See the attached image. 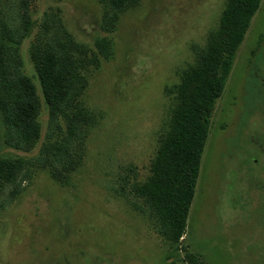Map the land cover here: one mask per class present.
<instances>
[{
	"label": "rangeland",
	"instance_id": "1",
	"mask_svg": "<svg viewBox=\"0 0 264 264\" xmlns=\"http://www.w3.org/2000/svg\"><path fill=\"white\" fill-rule=\"evenodd\" d=\"M25 1L32 28L21 47L24 73L33 78L28 47H79L77 102L87 121L68 141L71 166L44 149L64 139V125L43 105L27 152L6 148L0 125V158L29 164L17 193L0 196V264H264V0L215 102L176 243L129 185L149 175L174 88L217 29L225 0H132L109 32L106 0ZM6 14L19 28L17 15ZM97 39L107 41V56L96 52Z\"/></svg>",
	"mask_w": 264,
	"mask_h": 264
},
{
	"label": "trees",
	"instance_id": "2",
	"mask_svg": "<svg viewBox=\"0 0 264 264\" xmlns=\"http://www.w3.org/2000/svg\"><path fill=\"white\" fill-rule=\"evenodd\" d=\"M1 1L0 125L3 143L6 148L17 152L31 150L39 138L37 117L43 105L50 118L60 117L64 125V139L53 141L44 149L51 153L53 161L71 166L68 141L87 121L77 102L83 84L76 75L78 64L74 57L79 47L70 41L52 40H46L40 48L28 47L33 78L28 76L23 71L21 53L22 44L32 28L28 2ZM130 2L132 0H106L103 31L112 30L118 15ZM260 2L225 0L217 29L208 35L196 61L181 72L180 82L174 88L173 105L166 129L159 135L149 162V175L142 182L129 185L130 194L142 200L160 234L171 243H176L184 232L209 120ZM8 8L17 15L19 28L7 24ZM94 48L100 55L107 56L108 43L104 39L95 40ZM92 60L96 65V60ZM28 165L21 159L0 158V196L5 190L6 197L17 193L20 182L25 180L29 171ZM187 262L205 264L193 257H188Z\"/></svg>",
	"mask_w": 264,
	"mask_h": 264
}]
</instances>
